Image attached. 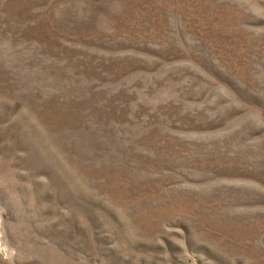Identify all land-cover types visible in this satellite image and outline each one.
I'll return each mask as SVG.
<instances>
[{
  "label": "rangeland",
  "instance_id": "1",
  "mask_svg": "<svg viewBox=\"0 0 264 264\" xmlns=\"http://www.w3.org/2000/svg\"><path fill=\"white\" fill-rule=\"evenodd\" d=\"M0 264H264V0H0Z\"/></svg>",
  "mask_w": 264,
  "mask_h": 264
}]
</instances>
